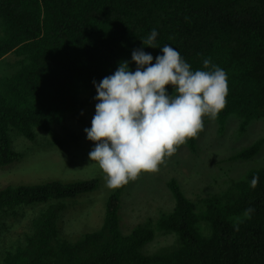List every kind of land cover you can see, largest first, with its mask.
<instances>
[{
	"label": "trees",
	"instance_id": "trees-1",
	"mask_svg": "<svg viewBox=\"0 0 264 264\" xmlns=\"http://www.w3.org/2000/svg\"><path fill=\"white\" fill-rule=\"evenodd\" d=\"M153 28L157 48L145 47L142 40ZM166 43L194 70L207 58L226 72V104L215 120L204 117V126L216 121L222 133L235 115L242 135L252 121L264 119V0H0V60L16 56L15 70L0 76V167L24 156L14 135L32 140L44 132L63 147L55 128L68 113L81 119L96 95L93 80L125 60L135 70L134 49L144 47L155 62ZM166 87L171 94L172 86ZM200 133L185 144L195 149ZM263 146L260 136L226 160L251 159ZM97 184V178L49 179L0 187V264H264V166L198 203L173 177L167 181L173 209L128 234L118 226L124 185L111 193L97 228L60 235L72 198ZM30 207L22 237L1 242L8 219ZM158 233L175 239L154 253L140 252Z\"/></svg>",
	"mask_w": 264,
	"mask_h": 264
},
{
	"label": "rangeland",
	"instance_id": "rangeland-1",
	"mask_svg": "<svg viewBox=\"0 0 264 264\" xmlns=\"http://www.w3.org/2000/svg\"><path fill=\"white\" fill-rule=\"evenodd\" d=\"M16 56L9 54L0 60V76L10 75L15 70ZM97 101L91 99L81 111V119L67 114L64 125L55 128L56 138L63 141L58 146L52 136L40 132L35 139L14 135V146L24 156L7 166L0 167V187L12 184H37L49 179L64 182L98 179L97 187L79 194L63 213L59 222V233L72 237L84 231H92L103 221L105 209L113 190L104 184V174L96 162H90L88 153L94 142L86 138L84 129L91 127ZM239 119L231 115L224 132L219 131L216 121L207 123L198 138L195 149L183 144L171 157H165L156 172L141 173L135 181L125 185L121 196L118 226L128 234L139 223L149 217L157 218L161 212L171 211L175 198L167 181L176 178L186 195L195 203L212 193L226 188L231 179L244 177L253 167L264 166V146L261 152L248 160L228 161L234 151L260 136H264V119H255L247 131L238 132ZM17 218L8 219L1 233V242L11 243L22 237L28 229V218L32 208ZM173 234L158 233L145 242L140 252L154 253L173 243Z\"/></svg>",
	"mask_w": 264,
	"mask_h": 264
},
{
	"label": "clouds",
	"instance_id": "clouds-1",
	"mask_svg": "<svg viewBox=\"0 0 264 264\" xmlns=\"http://www.w3.org/2000/svg\"><path fill=\"white\" fill-rule=\"evenodd\" d=\"M157 35L153 28L143 46L157 48ZM159 49L162 54L155 62L144 47L134 49L135 70L125 60L111 75L93 80L97 103L91 127L84 132L94 142L89 161L98 164L109 190L135 181L141 173L156 172L165 157L203 130L204 117L215 120L226 104L224 69L206 58L203 68L194 70L171 45ZM257 183L253 176L251 187Z\"/></svg>",
	"mask_w": 264,
	"mask_h": 264
}]
</instances>
